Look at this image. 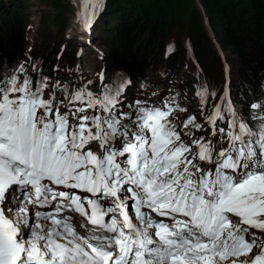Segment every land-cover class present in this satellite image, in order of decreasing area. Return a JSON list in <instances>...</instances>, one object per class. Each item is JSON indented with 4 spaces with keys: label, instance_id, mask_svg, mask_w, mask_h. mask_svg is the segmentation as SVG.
<instances>
[{
    "label": "trees",
    "instance_id": "trees-1",
    "mask_svg": "<svg viewBox=\"0 0 264 264\" xmlns=\"http://www.w3.org/2000/svg\"><path fill=\"white\" fill-rule=\"evenodd\" d=\"M29 1L0 0L1 98L10 94L14 88L26 87L28 85L26 83L29 82L26 76L29 69L24 66L27 61L23 38L24 26L28 24L25 22L29 20ZM49 1L55 7L54 16L56 17L50 25L44 23V15L41 16L37 26L39 39L50 38L49 35L54 26H58L57 31H61L67 23L63 14L68 9L73 11L75 6L73 1L69 2V0H47L45 4ZM191 2L192 9L185 10L183 21L180 19V14L178 16L175 10H171L170 0L159 2L160 9L165 10L160 11L163 13L160 15L155 13L159 7H154L149 0H106L103 2L98 20H94L92 25L95 29L92 39L105 44L109 51L107 69L113 72L111 71L110 75L105 68L103 84L105 93L111 95L120 89L133 102L148 93L146 86L152 81L150 76L154 75H148L150 70L152 73L163 70V74L175 80L174 89L176 91L189 89V92L193 93L196 87H200V91H206V102L201 112L208 111L225 90L221 109L224 116L230 112V109L235 111V131L244 123L253 124L255 119L256 121L263 119L264 0H199L208 18L211 20L216 18L219 23L213 27L216 31L215 40L213 43L210 41L209 47L217 61L215 58L208 59V49L203 51L204 58L197 50L196 42L201 41L206 31L202 26L195 0ZM185 24H188L187 30L182 29ZM179 26L184 30L186 37H178ZM218 28L219 31H217ZM173 40L176 42L172 43ZM26 48L28 49V45ZM71 49H73L72 46L68 48V50ZM153 53L162 56L155 57ZM197 53L200 56L199 59L195 58ZM231 53L236 57H233ZM68 56L73 59V51H70ZM223 56L229 63L228 73H231V77L226 80L225 73L219 78L220 72L222 73V64L219 63ZM189 57L192 62L190 64L186 62ZM32 59H35L33 62L35 65L49 64L48 58L41 55H34ZM150 60H154V63ZM162 61L166 64H161ZM211 63H218L213 74L206 70L211 69L208 67ZM195 64L198 69L195 68ZM180 72H183L182 76ZM106 74L110 78H107ZM40 76L41 72L38 71L35 78L29 82V89L38 90L36 85ZM112 86L115 87L112 88ZM173 99L177 104L175 111L183 115L185 121L188 120L187 122L191 123L194 117L189 112L196 99L177 96H173ZM222 125L223 123L218 128L220 136L222 132L224 135L228 134L230 118L226 127L221 131Z\"/></svg>",
    "mask_w": 264,
    "mask_h": 264
},
{
    "label": "rangeland",
    "instance_id": "rangeland-1",
    "mask_svg": "<svg viewBox=\"0 0 264 264\" xmlns=\"http://www.w3.org/2000/svg\"><path fill=\"white\" fill-rule=\"evenodd\" d=\"M42 1L43 0H30L29 1V5H28L29 20L25 22L28 24L26 25V27L24 26V29H23V35H24L23 38H24V43H25V45H24L25 46V49H24L25 50V59H26V61H29V62L24 63V66L29 64V63H33L35 61V59H32V57L34 55H41L42 57L48 58L49 68H50V64H51L52 69L55 72H53V74L50 76V78L48 80V83H46V85L44 86V89L47 91V93H50L52 89H55L57 82L61 79V77L70 75L72 72H75L78 75L80 87H83V88L86 87L87 89H89L88 100L90 102V105L87 109V115L89 117H93L94 115L92 112H94V111L98 112V109H97V111L94 109V102H96L94 95L97 94V91H100L99 85L97 83L98 77L96 76V74H97L99 67L103 66V64H105L109 60V56H108L109 51H108V47L105 44L101 43L98 39H97V41H99V42H96L93 39H91L92 37L87 33V31L83 33L82 26H79L76 20L78 18V14L80 12L82 4H86V6L88 7V12L90 14H94L93 20H98L99 13L102 10V7L104 5L103 2L106 0H85L83 3H82V0H69V2L73 1L75 6H74L73 11H70V9H68V11L63 14V17L66 18V21H67V23L65 24V27L61 31H59V30L57 31L58 26H54L51 30V34L50 35L48 34L50 36V38L39 39L37 26L40 23L41 16L44 15V23L50 24V25H51V22L53 23L54 17H56V16H54L56 13V10H55V7L53 5H51L52 2L49 1L47 4H45V1H47V0H45L44 2H42ZM149 1L152 3V5H154V7H159L158 10H157V8L155 9V10H157L155 13H157L159 15L163 14V13H160V11L161 12L165 11L163 9L162 10L160 9L161 6L159 5V2L161 0L159 2H157L155 0H149ZM195 3L197 6L199 15H200L202 26H203L204 30L206 31L205 32L206 34H205V36L204 35L202 36L201 41L196 42L197 50L199 53H202V56L204 58L205 56L203 54V51L208 49V54H209L208 59H213L215 57H214V54L209 50V47H210V41H212V43H213V41L215 40L216 31L213 29V27L216 24L218 25L219 23H218V20L216 18H214L212 20L208 18V14L206 13L204 7L200 4L199 0H195ZM170 4L172 5V6L170 5V7H172L171 10L172 9L175 10L176 15H178V16L180 14L181 21H183V19L185 18V15H184V12H186L185 10L186 9H188V10L192 9L191 0H170ZM85 13L86 12H83L81 16H83ZM217 17H219V15ZM176 20H178V18H176ZM175 21H174V23L176 24ZM178 28H179V30L177 29V32L179 34L178 37H180V38H184V36L186 37L184 30H187L189 28L188 24H185L183 26L182 29H184V30L181 29V26H179ZM78 29H79V31L81 29V35L79 36V40L77 41L78 44H76V42H74L76 40L74 37L72 40L69 38L71 36H73L72 33L76 32V30H78ZM167 29H168V27H167ZM217 31H219V28L217 29ZM94 33H95V29L93 31V35H94ZM88 39H91L90 44L87 43ZM175 42H176L175 40L172 41V43H175ZM26 45H28V49L26 48ZM70 46H72L73 49L68 50V48ZM185 48H186V46H185ZM59 50H61L60 53H57ZM70 51H73V59H71L68 56V53ZM177 51L178 50H176V52ZM153 54L155 55V57H161L162 56L161 54L158 55L157 53H153ZM231 55L233 57H236V55H234L233 53H231ZM100 56H102V59H99ZM199 57L200 56L197 53L195 55V58L199 59ZM215 60L217 61L216 58H215ZM150 61H151V63H154V60H150ZM186 62H188L189 64L192 63L191 58L189 57ZM226 62H227V64H226ZM67 63H68V65H66ZM161 64H166V63H164L162 61ZM217 64L218 63H216V64L211 63L208 66V67H211V69L210 70L206 69V68L205 69L210 71L211 74H213V71L215 72L217 67H218ZM219 64L220 65L222 64V73L220 72V76L218 74L219 78L224 73H225V80L228 77L230 78L231 73H230V75L228 73L229 72L228 71L229 63L224 58V56L221 59ZM38 66H39V64H38ZM232 67L235 68L234 65ZM195 68L198 69L196 64H195ZM22 69H20V70H22ZM106 69H107V65H106ZM193 70L196 72L195 69H193ZM107 71H108V69H107ZM111 71L113 72V70H110V72L108 71L110 73V75L112 74ZM218 73H219V70H218ZM235 73H236V68H235ZM150 74L156 75L157 73H152V70H150L148 75H150ZM182 74H183V72H180L181 76H182ZM234 76H236V74ZM107 78H110V76L107 75ZM84 83H87V85L84 86ZM92 84H93V86H89ZM113 87H115V86H112V88ZM73 103H75L74 100H72L70 102V104H73ZM70 109H71V111L73 110L72 107H70ZM176 130H178V129L176 128ZM209 137H212V136L209 135ZM194 164H195L194 168L196 169L198 166L197 165L198 162L196 159H194ZM82 174H83V171L77 172L75 174V177L81 176ZM21 198H19V199H21ZM153 203H154V194H152L150 196H144L142 198V208H143V212L145 214L146 222L148 224H149V221L151 220L150 209L153 206ZM42 223H44V222L37 223L36 228L39 227V225H43ZM46 227H48V228H45L46 232H45L44 236L40 237L43 240H44V238H47L48 240L51 239L52 236H51V234H49V231L51 229H52L51 233L58 234L57 238L62 237V235H60V234H64V232H62V231L58 232L59 230H57V229L54 231V228L51 227V225H49V224ZM26 238H28V236ZM57 238H55V239H57ZM56 264H59V263L57 262Z\"/></svg>",
    "mask_w": 264,
    "mask_h": 264
},
{
    "label": "bare ground",
    "instance_id": "bare-ground-1",
    "mask_svg": "<svg viewBox=\"0 0 264 264\" xmlns=\"http://www.w3.org/2000/svg\"><path fill=\"white\" fill-rule=\"evenodd\" d=\"M84 12H86V11H84ZM85 15V14H84ZM76 23V22H75ZM93 31H94V28L92 27L91 28V30L89 31V32H87L92 38H93ZM91 38V39H92ZM91 39H88L87 40V43L88 44H90L91 43ZM99 59H102V56H100V58ZM106 63L105 64H103V67H104V69L106 68ZM170 70V69H169ZM170 71H172V70H170ZM230 75V74H229ZM184 85H186V84H184ZM120 90V89H119ZM121 91V90H120ZM123 91V90H122ZM212 96V95H211ZM231 102V101H230ZM70 215H71V213H70ZM45 218H42L41 220H38V221H36V222H34L35 224H37V223H41V222H44L43 220H44ZM71 220L74 222V223H78L79 221H78V218H77V216H71ZM43 225H39L40 226V230L39 231H29V233L27 234V236H28V238H26L28 241H30V242H35V244L36 243H38V242H41V240H43V239H41L40 237H42V236H44V234H45V232H46V230H45V228H48V227H46L48 224H46L45 222L44 223H42ZM51 227H53V225H51ZM26 236V237H27ZM135 236L138 238V237H140V234H135ZM36 240V241H35ZM68 240V239H67ZM73 252H76V251H73ZM75 260H77V258L75 257ZM83 264H88V263H86V261H83Z\"/></svg>",
    "mask_w": 264,
    "mask_h": 264
}]
</instances>
